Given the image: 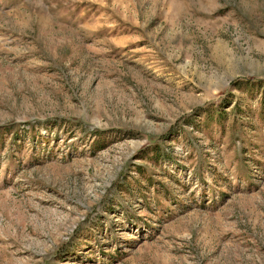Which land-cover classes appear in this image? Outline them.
Segmentation results:
<instances>
[{
    "label": "rangeland",
    "instance_id": "obj_1",
    "mask_svg": "<svg viewBox=\"0 0 264 264\" xmlns=\"http://www.w3.org/2000/svg\"><path fill=\"white\" fill-rule=\"evenodd\" d=\"M0 264H264V0H0Z\"/></svg>",
    "mask_w": 264,
    "mask_h": 264
}]
</instances>
